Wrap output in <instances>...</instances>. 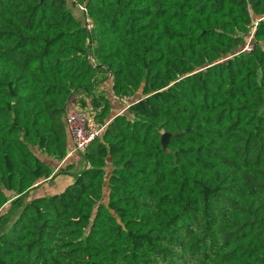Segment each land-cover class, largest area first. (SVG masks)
Returning <instances> with one entry per match:
<instances>
[{
    "label": "trees",
    "instance_id": "1",
    "mask_svg": "<svg viewBox=\"0 0 264 264\" xmlns=\"http://www.w3.org/2000/svg\"><path fill=\"white\" fill-rule=\"evenodd\" d=\"M77 1L0 0V264H264V0Z\"/></svg>",
    "mask_w": 264,
    "mask_h": 264
},
{
    "label": "built area",
    "instance_id": "2",
    "mask_svg": "<svg viewBox=\"0 0 264 264\" xmlns=\"http://www.w3.org/2000/svg\"><path fill=\"white\" fill-rule=\"evenodd\" d=\"M76 3V7L87 15V8L84 2L77 0H71ZM87 28L92 27L90 19L86 17ZM254 27L249 35L247 42L244 44L241 52L252 51V37ZM120 101H125L126 97L118 98ZM127 108V107H126ZM107 123H101L95 120L93 115L85 108L75 107L71 109L65 117V125L67 132L72 141V148L70 149L69 155L76 152H83L86 147L97 137H99L104 131Z\"/></svg>",
    "mask_w": 264,
    "mask_h": 264
},
{
    "label": "rangeland",
    "instance_id": "3",
    "mask_svg": "<svg viewBox=\"0 0 264 264\" xmlns=\"http://www.w3.org/2000/svg\"><path fill=\"white\" fill-rule=\"evenodd\" d=\"M107 83H109V81H106V83L103 84V86L108 85L107 90L109 91L110 85ZM138 97H140V94L136 93V95H134L133 97L130 98V101H133V100L137 99ZM113 99H114L113 97H109L110 103L112 105L111 115H115L118 112V110L121 108L120 105L124 104V106H125L127 104L126 102L122 103L123 101L118 102L117 100L112 102ZM39 156H40V154H39ZM41 158H43V157L41 156ZM82 165H83L82 161H78L77 169L78 170L81 169ZM72 181H73V176L71 174L70 175L60 174L55 178V180H52L51 182H44V183L40 184L39 185L40 189L36 190L35 193H43L46 189L45 193L54 194V193L62 191L65 188V186L70 184ZM32 193H34V192H32ZM31 196H32V194L29 195V197H31ZM29 197H27L26 199H28ZM103 200L105 201L106 197H104Z\"/></svg>",
    "mask_w": 264,
    "mask_h": 264
},
{
    "label": "crops",
    "instance_id": "4",
    "mask_svg": "<svg viewBox=\"0 0 264 264\" xmlns=\"http://www.w3.org/2000/svg\"><path fill=\"white\" fill-rule=\"evenodd\" d=\"M109 84V83H108ZM107 87H108V85H104V86H101V89H104L105 90V92H106V96L109 98V97H113L114 99L112 100V102H114L115 100H117L118 102H121L117 97H115V96H113L112 95V92L109 90H107ZM74 101V100H73ZM128 101V102H127ZM129 101H130V99H125V101H123L122 103H127L125 106H124V104L123 105H120L121 106V108L118 110V112L116 113V114H120V113H122L125 109H126V107H128V104H129ZM72 105H71V109H74L75 107H78V105H75L74 103H71ZM111 113H112V111H111ZM70 142H71V148H72V141H71V139H70ZM68 162V161H67ZM56 167H58V165L57 166H55V168H54V170L56 171ZM54 171V172H55ZM49 181V180H48ZM45 191H46V189H45ZM44 191V192H45Z\"/></svg>",
    "mask_w": 264,
    "mask_h": 264
},
{
    "label": "water",
    "instance_id": "5",
    "mask_svg": "<svg viewBox=\"0 0 264 264\" xmlns=\"http://www.w3.org/2000/svg\"><path fill=\"white\" fill-rule=\"evenodd\" d=\"M168 137H169V134H167V133H164L162 135L161 142H162L163 145L166 144Z\"/></svg>",
    "mask_w": 264,
    "mask_h": 264
}]
</instances>
